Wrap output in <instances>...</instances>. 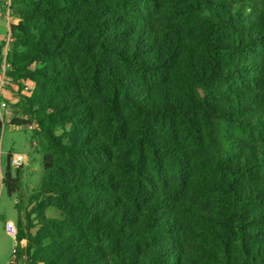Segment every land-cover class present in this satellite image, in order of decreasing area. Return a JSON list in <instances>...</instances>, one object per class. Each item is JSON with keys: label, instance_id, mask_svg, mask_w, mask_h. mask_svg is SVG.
I'll return each mask as SVG.
<instances>
[{"label": "trees", "instance_id": "trees-1", "mask_svg": "<svg viewBox=\"0 0 264 264\" xmlns=\"http://www.w3.org/2000/svg\"><path fill=\"white\" fill-rule=\"evenodd\" d=\"M9 8L7 86L32 82L10 123L35 124L43 153L18 259L264 264V0Z\"/></svg>", "mask_w": 264, "mask_h": 264}, {"label": "rangeland", "instance_id": "rangeland-1", "mask_svg": "<svg viewBox=\"0 0 264 264\" xmlns=\"http://www.w3.org/2000/svg\"><path fill=\"white\" fill-rule=\"evenodd\" d=\"M23 84V83H22ZM27 85L23 84V91L25 93H19L16 84L12 86L8 85L10 89L17 96V100L8 103V116L11 118L26 120L29 115L24 112L22 108L23 99L22 94L29 95L30 91L26 88ZM7 87V83H6ZM18 90V91H17ZM1 110L3 115V127L0 128V167L5 172L7 166V151H14L17 153H25L27 155L26 163L20 167L11 166V172L15 175V170L19 169V191L9 194L5 187L0 189V213L5 216V219L11 218L13 222H16V228L18 229L17 219H20L22 228L24 231L34 232L37 225L33 213L34 207V195L37 191L41 178L43 175L42 165V149L39 141L33 138V130L35 124L24 125L23 127H17L16 129L10 128V122L4 114V106L1 101ZM10 120V121H11ZM22 167V168H21ZM17 204V209L15 207ZM18 210V211H17ZM19 214V217H18ZM48 216H57V214L49 210ZM2 217L0 222V229L3 231L4 218ZM29 218V221L27 220ZM14 239L9 233H2L0 238V264H8L10 257H12V248L14 246ZM26 244V243H25ZM25 247V245H24ZM26 257L22 256L17 259L14 264H24Z\"/></svg>", "mask_w": 264, "mask_h": 264}, {"label": "crops", "instance_id": "crops-1", "mask_svg": "<svg viewBox=\"0 0 264 264\" xmlns=\"http://www.w3.org/2000/svg\"><path fill=\"white\" fill-rule=\"evenodd\" d=\"M9 5H10V0H0V40H3L5 41L7 36L10 35V27L11 25L13 24H17L18 21H19V17L10 10L9 8ZM8 45V44H7ZM7 45H4L3 46V49H2V53L5 49H7ZM26 86V88L30 91L31 88H32V82L30 81H27L24 83ZM12 86V85H11ZM21 93H25L23 91V89L21 90ZM17 100V96L15 95V93L12 91V89H10L8 86L5 87V89L3 90L2 94L0 95V101L3 102V106H4V114L5 116L8 118L9 122L11 120V118L8 116V103L12 102V101H15ZM0 118L3 122L4 118H3V115H2V110L0 108ZM2 127H3V123H2ZM17 127H23V126H18V125H12L10 123V128L11 129H16ZM13 153H17V152H14V151H10L8 150L7 151V154L9 155L10 154V157ZM25 156H26V160L25 162L21 165L23 167V165L26 163L27 161V155L25 153H23ZM8 155H7V161H8ZM10 157H9V164H10ZM11 167V165H10ZM20 167V166H19ZM21 167V168H22ZM3 175H4V171L1 170V167H0V183H1V180L3 178ZM1 187H3L2 185H0V189ZM2 214L0 213V222H1V219H2ZM4 219V222H3V231L0 229V238L2 236V233H8L7 230H6V223L8 221H12L11 218H8V219H5V216L3 217ZM15 225H16V222H13ZM12 236V235H11ZM13 237V236H12ZM14 241H15V238L13 237ZM10 260H11V257H10ZM10 260L8 262V264H10Z\"/></svg>", "mask_w": 264, "mask_h": 264}, {"label": "built area", "instance_id": "built-area-1", "mask_svg": "<svg viewBox=\"0 0 264 264\" xmlns=\"http://www.w3.org/2000/svg\"><path fill=\"white\" fill-rule=\"evenodd\" d=\"M9 40H10V35L7 36L6 40L4 41L5 45L8 44ZM5 55H6V49L3 51V63H2V69L0 71V95L2 94L3 90L5 89L6 83H7V75H6V71H5V69H6ZM0 107H1V101H0ZM29 127H31V126L29 125ZM25 160H26V156L23 153H13L10 157V165L13 167H19L25 162ZM6 230L10 235H12L15 238V243H14V246L12 248V257L10 260V264H14L16 262V260L18 259L19 249L24 247L26 240L25 239L18 240L16 238L17 228L13 222L8 221L6 223Z\"/></svg>", "mask_w": 264, "mask_h": 264}]
</instances>
